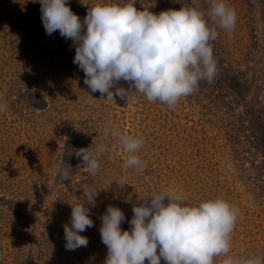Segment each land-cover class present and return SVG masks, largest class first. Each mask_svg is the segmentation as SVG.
<instances>
[{
    "label": "rangeland",
    "instance_id": "obj_1",
    "mask_svg": "<svg viewBox=\"0 0 264 264\" xmlns=\"http://www.w3.org/2000/svg\"><path fill=\"white\" fill-rule=\"evenodd\" d=\"M94 2L67 0L82 23ZM37 3L0 0V106L7 105L0 112V264H104L99 230L107 207L120 208L121 228L130 230L133 205L164 188L181 190L189 205L222 198L238 208L228 255L264 257V150L250 142L249 102L218 85V73L174 108L134 89L129 102L91 93L73 63V41L46 33ZM224 3L236 13L231 31L210 18L211 0H135V7L156 14L182 5L203 11L224 62L242 69L249 83L246 98L264 110V0ZM116 87L130 86L121 80L113 93ZM236 124L241 142L233 144L228 137ZM117 129L143 140L137 153L143 171L123 167L127 154L111 135ZM101 144L106 150L92 175L75 150L96 151ZM69 166L71 180H62L58 172ZM89 189L98 195L95 206L87 205L93 226L81 233L88 244L69 251L64 225H70L71 204L83 203ZM225 258L215 257V264Z\"/></svg>",
    "mask_w": 264,
    "mask_h": 264
},
{
    "label": "clouds",
    "instance_id": "obj_2",
    "mask_svg": "<svg viewBox=\"0 0 264 264\" xmlns=\"http://www.w3.org/2000/svg\"><path fill=\"white\" fill-rule=\"evenodd\" d=\"M39 3L46 33L59 31L73 41V63L83 70L84 84L91 93L99 92L108 100L119 96L129 102L134 89L149 101L159 100L174 108L181 98L198 89L201 80L211 83L217 74L210 41L218 33L197 8L182 5L156 14L149 7L138 10L135 0H95L87 4L82 23L67 0ZM209 16L221 29L231 31L236 23L235 11L224 0H211ZM121 80L130 87H116L113 93L112 88ZM6 109L7 105L0 106V112ZM108 134L105 130L106 137ZM111 135L127 154L123 167L143 171L145 165L137 155L143 140L118 129L111 130ZM105 150L101 144L96 151H89V147L75 150V155L82 157L84 167L95 175L99 169L97 156ZM70 169H61L58 176L71 180ZM118 184L123 187L128 183ZM84 191L83 203L71 204L70 225H64L69 251L87 246L88 238L81 233L93 226L87 205L95 206L98 192ZM141 200L144 203L133 205L130 230H122L125 215L118 207L108 206L101 216L99 231L107 247L104 264H160L161 259L165 264H215L214 258L220 256L227 257L221 264H264V257L238 259L228 255L239 209L224 199L189 205L181 190L164 188Z\"/></svg>",
    "mask_w": 264,
    "mask_h": 264
},
{
    "label": "trees",
    "instance_id": "obj_3",
    "mask_svg": "<svg viewBox=\"0 0 264 264\" xmlns=\"http://www.w3.org/2000/svg\"><path fill=\"white\" fill-rule=\"evenodd\" d=\"M35 6L37 7V9H39V16L41 17L40 3H37ZM218 44H221L219 40L210 41V45L213 48V56L217 63V76L220 80L218 85H220V82L225 83L231 91L237 94V97L241 99V101L245 102V104L249 102V106L248 108H246V114L247 120L250 121L252 127L251 130L253 132V137L250 138V142L258 144L261 149L264 150V110L262 109V105L255 106V102L252 103L249 99L246 98V94L249 89V83L246 77H244V75L242 74V69H240L239 67H231L224 62V52L221 45L218 46ZM239 127L240 126L237 124L234 125L232 129L233 133L228 137L229 140L232 139L231 142L233 144H235L236 142H241L238 138L239 135L237 134Z\"/></svg>",
    "mask_w": 264,
    "mask_h": 264
}]
</instances>
